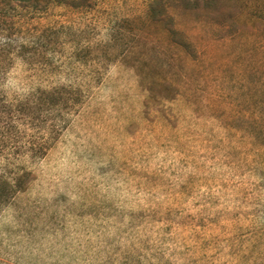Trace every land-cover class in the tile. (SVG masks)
Segmentation results:
<instances>
[{
    "label": "rangeland",
    "instance_id": "obj_1",
    "mask_svg": "<svg viewBox=\"0 0 264 264\" xmlns=\"http://www.w3.org/2000/svg\"><path fill=\"white\" fill-rule=\"evenodd\" d=\"M0 264H264V0H0Z\"/></svg>",
    "mask_w": 264,
    "mask_h": 264
},
{
    "label": "trees",
    "instance_id": "obj_2",
    "mask_svg": "<svg viewBox=\"0 0 264 264\" xmlns=\"http://www.w3.org/2000/svg\"><path fill=\"white\" fill-rule=\"evenodd\" d=\"M16 180L17 179L14 178L9 182L7 179H2L0 177V203H5L7 201L6 199L15 192L17 188Z\"/></svg>",
    "mask_w": 264,
    "mask_h": 264
}]
</instances>
